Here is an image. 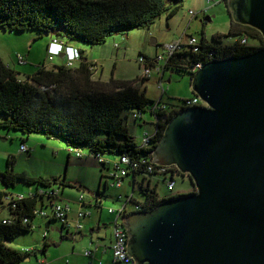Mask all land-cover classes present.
I'll use <instances>...</instances> for the list:
<instances>
[{
    "label": "trees",
    "instance_id": "trees-1",
    "mask_svg": "<svg viewBox=\"0 0 264 264\" xmlns=\"http://www.w3.org/2000/svg\"><path fill=\"white\" fill-rule=\"evenodd\" d=\"M184 1L0 0V30L37 31L40 37L47 35L52 39L48 46L49 57L54 59L60 56H52L49 52L51 44L58 42L64 45V55L67 49L73 48L81 58L77 61V66L75 62L68 65L67 55L64 65L49 68L46 64H41L36 73L25 81L19 79L20 73L0 58V129L8 133H21L28 138L32 134H41L49 139H59L68 150L89 152L95 158L106 161L112 157L115 159L113 161L127 157L132 164L140 165L135 170L129 167L130 174L136 178L141 176L145 181L148 179L150 184L144 188L142 183L144 199L138 201L133 197L132 202L140 206L141 210L156 207L165 198L159 196L157 186L151 187L152 179L149 178L171 175L174 180V174L179 172L174 166L162 167L153 163V149L162 138L168 121L184 109L186 100L182 101L181 106L167 105L162 103V99L158 102L150 100L145 93L127 82L114 79L109 83L94 81L91 71L94 64L88 61L85 51L76 46L82 47L81 44H85L91 48L100 47L117 35L126 36L130 30L150 29L163 15L173 17ZM223 1L227 4V0ZM228 13L230 16L229 11ZM226 38H233L235 42L228 44L225 42ZM243 40L247 43L243 44ZM257 41L261 43L263 38L256 29L235 23L230 18L227 35H215L213 42H208L204 36L199 40L198 46H186L170 56L165 62L164 70H170L180 77H191L197 65L214 58L253 53L259 49L254 46ZM190 48H197V51ZM44 88L49 90L44 91ZM146 112L156 118L154 132L148 145H138L126 120L130 114L138 121ZM26 140L22 139L21 145H25ZM11 164L9 160L8 171L1 174L6 187L21 183L29 187L35 186L36 192L33 196L18 199L19 196L13 197L0 190V212L8 215L6 219H0V264H20L31 256L32 251L13 249L7 246V242L23 233L34 231L33 220L38 216L36 212L43 211L46 207L43 200L50 198L52 201L56 198L45 194L55 191L54 187L58 185L63 189L71 187L67 181L58 178L15 173ZM101 165L107 170L111 164L101 162ZM149 167L153 168L152 172L148 171ZM161 169H166V172L161 173ZM137 183L138 181H133L132 184ZM41 191L44 193L39 194ZM179 195L181 194L177 196ZM26 218L28 223H24ZM45 218L49 223L58 222L54 217ZM4 220L8 222L4 224ZM45 237L47 240V236ZM48 246L46 242L43 253Z\"/></svg>",
    "mask_w": 264,
    "mask_h": 264
},
{
    "label": "water",
    "instance_id": "water-1",
    "mask_svg": "<svg viewBox=\"0 0 264 264\" xmlns=\"http://www.w3.org/2000/svg\"><path fill=\"white\" fill-rule=\"evenodd\" d=\"M227 7L264 42V0ZM190 79L207 106L168 121L152 162L194 191L128 214L127 253L135 264H264V46L202 63Z\"/></svg>",
    "mask_w": 264,
    "mask_h": 264
},
{
    "label": "rangeland",
    "instance_id": "rangeland-1",
    "mask_svg": "<svg viewBox=\"0 0 264 264\" xmlns=\"http://www.w3.org/2000/svg\"><path fill=\"white\" fill-rule=\"evenodd\" d=\"M227 8V4L223 0L210 2L209 0H185L183 6L173 17L168 18L167 14L163 15L150 29L130 30L126 36L117 35L100 47L91 48L81 44L87 51L85 54L88 61L97 65L98 71L95 70L93 80L102 83L111 82L113 79L119 82H127L131 87L145 93L147 98L152 101L158 102L162 99L164 104L181 106L185 98L193 97L190 77H180L170 70L165 71V75L162 77L161 73L153 70L147 81H141L144 66L140 60L143 57L154 59L162 56L166 54L170 45L178 42L187 45L191 37L201 40L205 36L208 42H213L215 35H227L230 29V16ZM191 11L195 15H191ZM207 17H211L212 20H206ZM51 41L50 36L43 35L40 37L37 31L11 32L0 30V58L6 65L20 73L19 79L25 81L36 73L41 64H46L49 68L64 65L65 60L60 56L50 60L48 46ZM225 42L232 44L235 39L226 38ZM254 44L256 48L264 46V42L259 43L257 41ZM21 57L24 59L23 61H21ZM75 64L77 66L79 62H75ZM99 73H102L101 78ZM126 121L136 143L141 145L146 133L153 134L156 118L150 112H146L143 118L138 121H135L133 116L129 114ZM22 139H27L25 145L28 152L21 149ZM69 153L71 151L59 139H49L41 134H32L28 138L21 133H8L0 129V190L13 196H20L28 195L29 190L35 188V186L29 187L21 183L14 187H6L1 180V174L4 175L8 171L9 160L12 162L11 168L15 173L25 172L33 177L42 176L67 181L71 187L68 186L63 189L58 185L54 188L55 190H64V194L58 197L65 200L56 202L69 204L73 210L69 214L70 237L62 240L57 231L58 228H61V223L53 224L48 241L52 244V241L56 240L57 243L55 244L58 248L52 245L48 249L47 255L54 257L62 251L65 256V263L89 264L91 259L85 256L84 250L87 241H90L91 230L95 226V233L105 236L104 243L110 247L109 240L113 233L112 226L116 217L115 214L110 213V209L120 210L127 205L129 214L136 211L135 202L127 203V197L133 195L135 200L142 201L144 199L142 191L138 189L144 178L141 176L137 178L139 187L136 186V189L133 187L132 177L125 179L121 188H116L110 178L114 172V157L109 158L111 165L107 170H104L100 159L90 155L89 152H83V158L75 155L71 158L72 162L74 160L80 162L77 165L69 163ZM149 179H152L151 187L157 186L161 198L167 199L194 191L189 178L178 173L174 174L175 189L173 191L168 188L171 175H167V177L156 175ZM77 180L82 182L79 183ZM74 184H83V189L74 188ZM147 185L148 179L145 181L144 188ZM81 194H84L86 200L92 203L90 209L93 216L82 222L86 227L83 235L87 240H81V238L77 240L75 224L72 222V218L79 208L77 201ZM100 198L99 201L102 202V206L98 208L96 200ZM45 203V212L50 214L49 200H46ZM100 213L102 215L100 219L101 228L97 229ZM47 222V219L38 217L33 232L21 234L18 238L7 242V246L20 251H35L40 260L45 259L41 252L44 247L43 233ZM66 232L67 230H65L64 236H67ZM38 262L32 253L29 261L24 260L20 264H39Z\"/></svg>",
    "mask_w": 264,
    "mask_h": 264
},
{
    "label": "built area",
    "instance_id": "built-area-1",
    "mask_svg": "<svg viewBox=\"0 0 264 264\" xmlns=\"http://www.w3.org/2000/svg\"><path fill=\"white\" fill-rule=\"evenodd\" d=\"M212 0H209V2ZM191 15H195L193 11H191ZM243 44H246V40L242 41ZM199 44V40L196 39L195 37L190 38V41L188 42L187 45L183 44V42H178L176 44L170 45L167 48V52L166 54L162 55V56H158L156 58H141L140 63L144 66V70L142 73V77H141V81L147 80L151 75H152V71L156 70L158 73H161V75L164 74V67H165V62L167 61V59L172 56L174 53L180 52L181 50H183L186 46H198ZM64 49V45L62 43H58V42H54L51 44L50 46V54L52 56H56V55H60L62 53V50ZM192 51H197V48H190ZM68 56V65L71 66L72 63L77 62V60L80 59V54L78 51H76L73 48L67 49V52L65 54V56ZM22 61V57L20 58ZM53 59V57H50V60ZM201 67V64L197 65L195 67V71ZM95 70L98 71L97 65H94L93 67H91V71H92V77L95 74ZM194 71V72H195ZM44 91H47L49 89H43ZM194 106H207L206 104H204L201 99L197 96L193 97L192 99H188L186 100V103L184 104V108H190V107H194ZM134 117H137V115H135ZM166 120V119H165ZM150 139H151V135L145 134L144 138L142 139V145H148L150 143ZM21 149L28 152V149L26 147V145H21ZM71 153L76 155L79 158H82L84 156V154L78 150H74V149H70ZM100 162H104L106 164H111V162L106 161L105 159H100ZM114 172L111 175V179L113 180V186H115L116 188H121L123 186L124 180L129 178L130 176H132V174H130V168H132V170L135 169H139L140 165L138 163H131V161L129 160V158L127 157H122L120 160L118 161H114ZM149 172L153 171L152 167L148 168ZM161 173H165L166 169H161L160 170ZM130 174V175H129ZM165 177H167V175H165ZM168 188L170 191H173L175 189V181L171 180L168 183ZM44 192L41 191L39 192V194H43ZM28 196H33V195H28ZM45 196L48 197H58V192L57 190L49 192L48 194H45ZM27 197V196H26ZM133 195H131L130 197H127V203L132 202L133 199ZM24 195H20L18 197V199H24ZM50 199V198H49ZM78 205H80L81 207H84L86 205V199H85V195L82 194L80 196V198L78 199ZM54 202V203H53ZM51 214L45 212V211H37L36 214H40L43 217H48V218H56L63 227H65V229L67 230L70 227V221H69V214L71 211V207L69 204H59L57 202H55L54 200L51 201ZM137 210H141L140 206H136V211ZM110 213L115 214V220L113 223V240L111 243V252H112V264H135V261L133 258H130L128 253H127V246H128V241H129V236L127 234V229L125 227V219L127 214H129V212L127 211V205L123 206L120 210H114V209H110ZM90 211H83L80 210L78 212L77 215V222H76V230L77 231H81L83 226L80 222V219L82 218H86L87 216H90ZM8 221L4 220L3 223L6 224ZM29 220L28 218L24 219V223H28ZM68 231V230H67ZM97 251V250H96ZM94 255V251H87L85 253V256L87 257H93Z\"/></svg>",
    "mask_w": 264,
    "mask_h": 264
},
{
    "label": "crops",
    "instance_id": "crops-1",
    "mask_svg": "<svg viewBox=\"0 0 264 264\" xmlns=\"http://www.w3.org/2000/svg\"><path fill=\"white\" fill-rule=\"evenodd\" d=\"M208 10V9H207ZM77 48H79V49H82V50H84L85 51V53L87 52L83 47H80V46H76ZM85 56H86V54H85ZM60 57L62 58V59H64L65 60V55H64V53H62V55H60ZM103 73V72H102ZM102 73H99V74H101L100 75V78L102 77ZM165 75V72H164V74L162 75V77ZM148 80V79H147ZM146 80V81H147ZM101 82V81H100ZM109 83V82H108ZM193 97H195V95L193 94ZM193 97H190V98H185V100H188V99H192ZM70 154V153H69ZM71 156H69V163L71 164V163H73L74 165H77V164H79L80 162L79 161H75L74 160V162H72L71 161V158L72 157H74V154H70ZM76 156V155H75ZM77 157V156H76ZM84 157V156H83ZM82 157V158H83ZM138 178V177H137ZM137 178L136 177H134V176H132V179H133V181H136L137 182ZM79 183H81L82 181L81 180H77ZM142 183H144L145 184V180H143L142 181ZM81 186H74L73 185V187L74 188H77V189H79V190H81V189H83V184H80ZM132 185V184H131ZM148 185H150V184H148ZM147 185V186H148ZM136 186H138L139 187V185H138V183L136 184V185H133V187H136ZM36 192V188H32V189H30L29 190V193H28V195H34V193ZM57 192H58V196L59 195H62V194H64V190H57ZM28 195H24V196H28ZM82 195V194H81ZM13 197H15V196H13ZM86 199V198H85ZM46 200H49V202H50V206L48 207V208H51V200L49 199V198H46V199H44L43 201H44V205L46 204L45 203V201ZM63 200H65V199H63L62 197L61 198H59V197H57V198H55L54 199V201L56 202V201H63ZM99 200H101V198L100 199H97L96 200V206L98 207L99 205H101L102 206V202L101 201H99ZM42 201V202H43ZM79 201V200H78ZM78 201H77V203H78ZM87 201V200H86ZM54 203V202H53ZM58 203V202H57ZM90 208H92V203L91 202H86V205L84 206V207H81L80 205H79V208H78V210L75 212V216L72 218V222L75 224V231H76V233H75V237L77 238V240H78V238H81V240H83V239H86L85 237H84V235H83V231H85V226L83 225V221L84 220H86V219H88V218H91L92 216H93V212L91 211V209ZM99 208H101V207H99ZM39 209V208H38ZM52 210V209H51ZM80 210H83V211H90V216H87L86 218H82V219H80V222H81V224H82V226H83V228H82V230L81 231H77L76 230V222H77V215H78V212L80 211ZM43 211H45V208H44V210ZM71 212H73V210H72V208H71V211H70V213ZM100 212H102V211H100ZM6 212H0V219H6L7 217H8V215H7V213L5 214ZM51 214V213H50ZM38 217H40V218H44V219H46L45 217H43L42 215H40V214H38V216L33 220V225H35V221L37 220V218ZM101 217H102V215H101V213H100V216H99V220H98V222H97V229H100L101 227H100V219H101ZM68 218H69V216H68ZM48 220V219H47ZM70 221V220H69ZM59 222V221H58ZM49 220H48V222H47V224H46V229H45V232L43 233V236H44V239L46 238L45 236H47V240H45V242H44V246H45V244H46V242H47V244L49 245L47 248H46V251H45V253H43V252H41L42 254H43V256H44V258L45 259H42V260H40L39 259V257H38V253L37 252H32L33 253V256H35L36 258H37V262L39 263V264H69V263H65V256L62 254V251H60L56 256H54V257H49V255H47V253H48V249L52 246V245H54V246H57V244H55V243H57L56 242V240H53L52 241V244H51V242H49L48 241V236H49V232L51 231V227H52V225L53 224H55V223H57V221L56 222H54V223H49ZM60 223V222H59ZM62 225V224H61ZM49 229V230H48ZM71 229V222H70V227L67 229L68 231L66 232V235L67 236H69L70 237V233H69V230ZM66 230V229H65ZM65 230H63V227L61 226V228L59 229H57V231H58V233H59V235H60V237H61V239L62 240H64V239H68V238H62L63 236H64V232H65ZM95 226L93 227V229L91 230V234H90V241L88 242L87 241V243H86V246H85V250H84V254L87 252V251H94V255H93V257H89L90 259H91V261H90V263L89 264H112V252H111V243H112V240H113V233L111 234V237H110V240H109V246L110 247H108L105 243H104V241H105V236H102V235H100L99 233H95ZM48 232V233H47ZM79 236V237H78ZM80 240V239H79ZM87 240V239H86ZM60 246V245H59ZM57 248H58V246H57ZM97 250V251H96ZM42 251H44V247H43V250ZM31 257V256H30ZM30 257H28V258H26L25 259V261H29L30 260ZM87 257V256H86Z\"/></svg>",
    "mask_w": 264,
    "mask_h": 264
},
{
    "label": "bare ground",
    "instance_id": "bare-ground-1",
    "mask_svg": "<svg viewBox=\"0 0 264 264\" xmlns=\"http://www.w3.org/2000/svg\"><path fill=\"white\" fill-rule=\"evenodd\" d=\"M136 121V120H135ZM146 134H148V133H146ZM149 135V134H148ZM145 136V135H144ZM144 138V137H143Z\"/></svg>",
    "mask_w": 264,
    "mask_h": 264
},
{
    "label": "flooded vegetation",
    "instance_id": "flooded-vegetation-1",
    "mask_svg": "<svg viewBox=\"0 0 264 264\" xmlns=\"http://www.w3.org/2000/svg\"><path fill=\"white\" fill-rule=\"evenodd\" d=\"M140 187H142V186H140ZM135 188V187H134ZM136 189V188H135Z\"/></svg>",
    "mask_w": 264,
    "mask_h": 264
}]
</instances>
